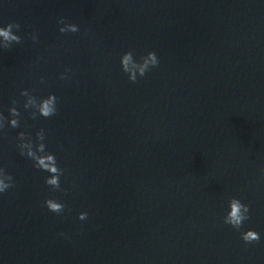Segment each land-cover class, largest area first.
<instances>
[{
	"label": "clouds",
	"instance_id": "1",
	"mask_svg": "<svg viewBox=\"0 0 264 264\" xmlns=\"http://www.w3.org/2000/svg\"><path fill=\"white\" fill-rule=\"evenodd\" d=\"M57 23L61 25V27H59V32L61 33H76L79 31L77 25L66 23L63 17L60 18ZM20 28L21 25L16 22L0 26V48L9 49L13 43H21L22 37L16 34L20 31ZM32 40L34 42L38 40L35 33L32 34ZM120 64L122 71L128 75L129 81L136 83L138 82V77H144L151 68L159 65V61L156 53L153 51L141 56L138 61L134 58L133 51L129 50L120 57ZM70 71V69H66L64 73L60 74L59 78L61 80L68 79L67 74ZM41 83H44L43 78H41ZM20 95L25 98L22 107L24 110H30L29 115L31 119L36 120L40 117L47 119L57 114L58 98L55 94L50 93L47 97H37L29 90L23 89ZM11 104L12 106L8 109L9 117H5L3 113H0V135L7 134L5 131L6 122L7 126L11 128H19L21 126V111L19 107H17L18 101L13 98ZM46 138V132L43 128L35 133V140L32 139L30 134L20 132L16 137L18 141L17 148L21 156H26L33 161V166L35 168L49 173L44 180L51 191H63L60 177L64 174L65 170L59 167L56 156L46 150ZM13 187H15L14 177L4 167H0V194L6 193ZM44 205L49 211L58 215L65 211V205L55 198L46 199ZM228 207L229 211L224 216V223L232 226L236 230H240L243 223L250 219L249 205L233 197L229 200ZM78 218L80 220H85L87 218V213H80ZM241 239L249 244L254 241L258 242L260 240V234L256 231L248 230L241 233Z\"/></svg>",
	"mask_w": 264,
	"mask_h": 264
}]
</instances>
